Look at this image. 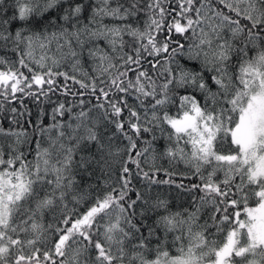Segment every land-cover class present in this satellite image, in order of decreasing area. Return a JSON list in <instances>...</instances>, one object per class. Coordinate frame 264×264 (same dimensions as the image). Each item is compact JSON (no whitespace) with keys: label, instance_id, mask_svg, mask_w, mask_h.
<instances>
[{"label":"snow or ice","instance_id":"obj_1","mask_svg":"<svg viewBox=\"0 0 264 264\" xmlns=\"http://www.w3.org/2000/svg\"><path fill=\"white\" fill-rule=\"evenodd\" d=\"M0 53V264H264V0H0Z\"/></svg>","mask_w":264,"mask_h":264},{"label":"trees","instance_id":"obj_2","mask_svg":"<svg viewBox=\"0 0 264 264\" xmlns=\"http://www.w3.org/2000/svg\"><path fill=\"white\" fill-rule=\"evenodd\" d=\"M9 14H11V12H9ZM0 54H2V53H0ZM14 58V57H13ZM192 65L191 64H189L188 65V67H191ZM25 103H27L28 105H29V107H32L33 109H34V106L28 101V100H26L25 101ZM35 110V109H34ZM161 143H163V141H161ZM163 163V162H162ZM165 166H167V164L165 163ZM101 183H102V181H101ZM156 193H155V191H153L152 193H151V195H155ZM70 207H71V205H69ZM186 206V205H185ZM221 239H222V237H221Z\"/></svg>","mask_w":264,"mask_h":264}]
</instances>
